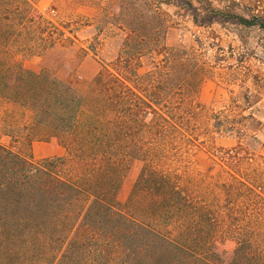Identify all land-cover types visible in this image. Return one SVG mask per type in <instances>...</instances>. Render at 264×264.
<instances>
[{"label":"trees","instance_id":"16d2710c","mask_svg":"<svg viewBox=\"0 0 264 264\" xmlns=\"http://www.w3.org/2000/svg\"><path fill=\"white\" fill-rule=\"evenodd\" d=\"M152 2L166 16L161 6L172 7L173 22H190L219 53L215 26L264 37V0ZM63 34L42 23L41 50ZM11 35L4 30L0 38ZM142 55L125 42L83 91L0 58V101L31 112V141L52 138L65 149L34 161L0 145V264H222L221 254L230 257L226 264H264V193L255 176L235 175V165L250 159L235 152L239 144L225 149L235 170L203 190L180 158L206 143L196 119L201 106L167 102L164 82L140 72ZM224 244L234 246L215 247Z\"/></svg>","mask_w":264,"mask_h":264},{"label":"rangeland","instance_id":"374dc122","mask_svg":"<svg viewBox=\"0 0 264 264\" xmlns=\"http://www.w3.org/2000/svg\"><path fill=\"white\" fill-rule=\"evenodd\" d=\"M161 8L168 16L152 0H0V33L10 29L12 33L8 42L0 38V58L7 64L43 68L83 91L101 64L114 59L127 42L143 52L140 72H153L155 80L164 82L167 102L201 106L196 119L206 143L180 157L193 176L202 178L200 187L207 190L237 168L236 176H255L258 190L264 193V37L254 30L215 26L224 48L219 53L203 31L187 21L173 22L174 9ZM46 22L64 34L44 51L40 33ZM47 29L53 31L49 26L43 30ZM236 31L246 39V47ZM195 36L204 43H195ZM229 45L232 51L227 50ZM31 116L27 108L0 101V145L34 161L63 156L64 147L54 139L26 137ZM234 147L250 160L231 171L224 150ZM139 167L135 164L125 180L121 199L126 198ZM223 246L234 244L215 247ZM220 258L222 264L230 259L222 254Z\"/></svg>","mask_w":264,"mask_h":264}]
</instances>
